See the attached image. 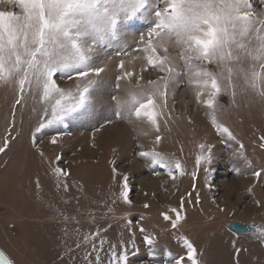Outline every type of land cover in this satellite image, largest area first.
Wrapping results in <instances>:
<instances>
[{"label": "rangeland", "instance_id": "1", "mask_svg": "<svg viewBox=\"0 0 264 264\" xmlns=\"http://www.w3.org/2000/svg\"><path fill=\"white\" fill-rule=\"evenodd\" d=\"M251 2L255 11L264 12L259 0ZM0 11L21 10L8 0H0ZM147 27L148 21L140 17L127 22V42L132 48H135L133 41H138L139 33L146 32ZM104 50L106 55L101 54L97 63L105 62L107 70L104 79L91 90L87 109L70 114L63 122L47 125L45 120L46 127L39 131L40 104L35 105V112L31 101L21 110L14 104L13 88L0 86V145L10 136L9 147L0 153V251L13 264H86L85 246L75 247L74 229L78 220L81 239L83 233L94 231L97 225L103 228L111 224L106 239L117 244L118 251L126 247L127 264H176L179 256H185L186 264H191L187 261L184 238L197 249L201 264H233L232 259H237L231 252H236L239 246L231 243L229 237L258 240L234 234L223 222L264 224V207L256 203H264V177L257 179L251 174L264 168V147H261L264 102L252 92L240 94L238 88L233 103L230 90L222 91L216 115L231 131L232 136H228L212 125L208 115L211 110L197 101L196 86L188 82V76H183L178 87L169 89L168 106L160 118L158 133L163 139L155 145L158 151L180 160L184 175L178 172L173 181L165 169L138 155L153 147L157 133L141 134L139 129H147L148 125L135 121L134 117L135 123L116 118L112 100L113 95H121L116 88V77L121 74L117 64L121 58L125 59L128 71L144 77L142 84L164 73L144 70L143 54L138 51L129 49L128 56H115V42L111 47L105 44ZM178 51L169 49L170 55L177 57L175 63L181 65ZM209 68L218 71L215 65ZM58 83L66 87L73 82L64 77ZM135 83L133 78L132 84ZM120 84L121 88L129 86L123 80ZM253 115L259 117L253 119ZM194 116L210 124L215 135L210 142L215 144L207 138L200 139L202 142L188 139L193 129H197L192 124ZM108 119L111 124L105 123ZM165 119L167 124L163 123ZM182 122L184 130L179 127ZM54 136L55 144L51 142ZM201 144L210 146L212 159L209 163L202 158L197 165V156L208 154V148L202 150ZM240 152L252 162L251 166L245 164ZM57 167L69 175L55 174L53 170ZM235 168L241 172L237 173ZM125 178L131 204L125 203L120 195ZM147 179L154 181L149 193L142 188ZM64 181L68 184L67 191L58 187ZM249 187L253 189L251 193L247 191ZM188 193H192L190 198ZM197 194L200 203H195ZM182 197L186 203L180 208ZM189 199L192 203L187 202ZM108 208H113L114 213H108ZM173 208L185 217L176 229L161 214L167 212L175 218ZM60 213L74 218L65 220ZM127 219L132 221L130 227L125 226ZM141 228L145 231L141 232ZM145 235L153 238L152 246L144 241ZM237 242L241 245L240 240ZM104 247L107 250L109 244L105 243ZM242 258L245 259L242 264H262L246 255ZM104 259L107 264L108 258Z\"/></svg>", "mask_w": 264, "mask_h": 264}, {"label": "snow or ice", "instance_id": "2", "mask_svg": "<svg viewBox=\"0 0 264 264\" xmlns=\"http://www.w3.org/2000/svg\"><path fill=\"white\" fill-rule=\"evenodd\" d=\"M21 10L0 11V86H11L16 93L15 105L22 110L32 102V111L40 104L42 115L37 131L56 122H63L70 114L87 109L94 86L104 79L105 62L97 63L101 54L106 55L104 45L109 47L115 42L114 55L126 57L129 49L143 54L144 70L151 69L164 73L157 79H149L142 84V75L134 74L125 67L121 58L117 67L121 74L116 77V88L121 95H113L115 102L114 115L118 119L146 123L147 129H139L147 136L152 131L157 133L153 147L140 151V157H147L152 165L165 169L167 175L175 181L177 173L184 175L183 166L173 155L158 151L155 145L162 142L158 133L161 117L168 106L169 89L178 87L183 76L197 88L196 99L207 106L211 123L228 136L231 131L217 119L219 109L218 97L230 90V95H247L249 92L264 102V12H257L251 0H8ZM264 5V0H259ZM148 21L146 32L139 33V40L133 41L135 48L127 42V22L134 18ZM178 49L177 57L170 55L169 49ZM215 65L218 71L210 70ZM259 69V71L257 70ZM66 77L72 81L71 86L61 87L58 79ZM136 80L132 84V79ZM127 81L129 86L121 88L120 81ZM242 81V83H241ZM206 93V98L205 97ZM16 108H13V123ZM87 114V113H86ZM135 118L133 121L132 118ZM165 119L163 123L167 124ZM111 124V119L105 121ZM103 127V125H101ZM58 135H62L59 134ZM234 138V137H233ZM10 136H6L0 145V153L9 147ZM264 140V137H261ZM56 143L54 136L51 141ZM141 147H143L141 145ZM208 154L197 156L196 163L203 158L211 162L210 146L200 145ZM243 145H241V148ZM264 147V144L261 145ZM246 165L251 161L243 152L239 153ZM55 174L67 177L64 169L55 168ZM237 173L241 169L235 168ZM159 175V173H154ZM252 176L264 177V168L252 171ZM195 176V172L192 173ZM65 191L66 181L59 183ZM195 187V185L193 186ZM127 179L120 195L125 203L131 204L127 191ZM248 192L253 189L249 187ZM192 193H188L189 198ZM191 203V199L187 201ZM181 198L180 208H183ZM195 203H200L199 194ZM261 207L264 203L256 201ZM148 205L145 204V208ZM108 213H114L108 208ZM172 218L167 212L161 213L176 229L185 217L177 208ZM224 211V209H221ZM79 213V209H77ZM65 220L74 217L60 213ZM94 222V220H93ZM74 229L77 235L76 248L85 246L86 264H127L126 247L118 251V245L107 241L105 233L111 224L89 230L82 234L79 221ZM132 221L127 219L126 227ZM141 232L145 230L140 229ZM67 232V228H65ZM264 240V228L259 231ZM144 241L152 246L150 235ZM105 243L109 244L105 250ZM187 261L201 264L197 259V249L184 238ZM74 250V249H73ZM238 254L242 249H236ZM103 254V255H102ZM171 254V253H169ZM0 264H13L0 251ZM176 264H186L185 256H179Z\"/></svg>", "mask_w": 264, "mask_h": 264}, {"label": "crops", "instance_id": "3", "mask_svg": "<svg viewBox=\"0 0 264 264\" xmlns=\"http://www.w3.org/2000/svg\"><path fill=\"white\" fill-rule=\"evenodd\" d=\"M228 240L231 241V243L239 246L236 249H242V251H240V254H237L236 252H231V254H234L237 259H232L233 264H242L245 261V259L242 257L245 255L249 258V260L253 258L255 259V262L260 260L262 261V264H264V247L259 241H246L245 238H241L238 236H231L228 238ZM238 240L241 241V245L237 244ZM252 247L254 248V250H256V253H254V251L251 249Z\"/></svg>", "mask_w": 264, "mask_h": 264}, {"label": "bare ground", "instance_id": "4", "mask_svg": "<svg viewBox=\"0 0 264 264\" xmlns=\"http://www.w3.org/2000/svg\"><path fill=\"white\" fill-rule=\"evenodd\" d=\"M254 117H259L258 115H253V119H254ZM200 117H197V116H194L193 118H192V124L194 125L193 127H197V129H193L194 130V132L193 133H191V134H189V140H191V141H200V139L201 140H203V138L205 139V138H207L208 140H209V142L211 141L210 139H212L213 138V136H215V135H213L214 134V131L213 130H211V126H210V124H208L207 125V123L206 122H204L202 119H199ZM183 122L179 125V127H183ZM210 126V127H209ZM210 128V129H209ZM183 130H184V127L182 128ZM122 133V132H121ZM192 134L194 135V136H192ZM122 135V134H121ZM116 136V135H115ZM114 136V137H115ZM102 137H106V134L104 135V136H102ZM176 138V137H175ZM213 140V139H212ZM200 142H202V141H200ZM210 143H212V142H210ZM212 144H215V143H212ZM213 148V147H212ZM262 164V163H261ZM263 166H264V164H263ZM154 184V181L153 180H148L147 179V181H145V182H143V184H142V188H145L144 190H145V192H147V193H149L151 190H152V188L150 187L151 185H153ZM155 186V185H154ZM150 195V194H149ZM192 203V202H191ZM153 221L151 220V223H152ZM150 223V224H151ZM153 224H154V222H153ZM157 224V223H156Z\"/></svg>", "mask_w": 264, "mask_h": 264}, {"label": "water", "instance_id": "5", "mask_svg": "<svg viewBox=\"0 0 264 264\" xmlns=\"http://www.w3.org/2000/svg\"><path fill=\"white\" fill-rule=\"evenodd\" d=\"M223 225L236 235L245 236L248 239L258 240L264 244V240H261L259 237L260 229L264 228L263 223H244L230 220L223 222Z\"/></svg>", "mask_w": 264, "mask_h": 264}]
</instances>
